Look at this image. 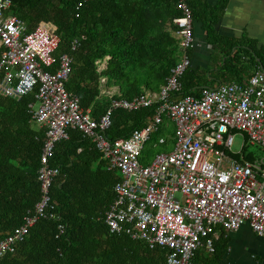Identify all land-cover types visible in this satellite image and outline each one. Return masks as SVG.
Returning a JSON list of instances; mask_svg holds the SVG:
<instances>
[{"label": "built area", "instance_id": "obj_1", "mask_svg": "<svg viewBox=\"0 0 264 264\" xmlns=\"http://www.w3.org/2000/svg\"><path fill=\"white\" fill-rule=\"evenodd\" d=\"M82 6L80 2L78 9ZM11 7L10 0H0V96L20 100L37 90L30 109L45 140L37 178L40 199L22 225L0 240V262L17 252L41 220L58 223L56 238L65 234L67 226L51 195L61 174L52 159L57 145L69 140V130L90 139L107 170L121 176L104 214L111 235H127L151 249H165V264H197L196 253L202 249L214 254L220 229L228 234L249 224L264 237V155L249 161L244 157L245 144L238 151L232 149L240 135L264 151V69L257 68L241 83L223 82L202 88L198 96H182L181 80L198 43L188 0H178L181 16L174 20L173 36L180 57L166 83L158 92L146 90L124 99L103 75L111 60L105 57L97 62L100 97L111 104L96 119L66 88L74 57L56 55L60 37L55 25L42 22L26 33L25 22L9 13ZM79 47L80 42L74 41L72 51ZM153 106L155 114L143 128L127 138L106 137L116 110L135 112ZM170 125L173 142L160 137L158 144L166 149L147 164L141 162L152 137Z\"/></svg>", "mask_w": 264, "mask_h": 264}, {"label": "trees", "instance_id": "obj_2", "mask_svg": "<svg viewBox=\"0 0 264 264\" xmlns=\"http://www.w3.org/2000/svg\"><path fill=\"white\" fill-rule=\"evenodd\" d=\"M10 1L9 13L25 22L26 33L42 22L55 25L60 37L56 55L71 53L74 57L66 88L96 119L111 104L110 99L100 97L98 61L111 57L103 75L108 85L118 87L127 100L146 90L158 92L179 61V44L173 36L174 20L181 16L178 0ZM80 2L83 6L78 9ZM228 2L218 0L210 6L201 0H188L194 15V35L197 31L206 33V42L219 52V64H215V70L212 63L194 67V49L191 50V66L181 80L182 96H198L205 86L213 87L224 80L241 83L244 75L259 67L264 69L263 47L257 48L246 38L238 41L217 35L215 25ZM74 41L80 42L75 52ZM36 93L37 90L20 100L0 96V240L22 225L27 211L40 199L37 178L45 131L33 127L30 105L36 103ZM156 107L135 112L116 110L106 137H129L146 125ZM69 135V140L57 145L52 159L61 174L51 195L67 226L65 234L56 238L58 223L41 220L18 245L17 252L7 255L0 264H165V249H151L127 235L109 233L104 214L114 200L113 188L121 176L107 170L90 139L77 130H69ZM162 136L173 142L174 127L162 128L152 137L143 163L149 162L150 152L166 149L158 144ZM244 157L249 161L259 158L245 151ZM199 252L195 262L206 263Z\"/></svg>", "mask_w": 264, "mask_h": 264}, {"label": "crops", "instance_id": "obj_3", "mask_svg": "<svg viewBox=\"0 0 264 264\" xmlns=\"http://www.w3.org/2000/svg\"><path fill=\"white\" fill-rule=\"evenodd\" d=\"M201 2L214 6L218 0ZM215 31L217 35L229 39L242 41L246 38L257 48H264V0H229L221 20L215 25ZM205 37V32H196L198 46L194 48V67H207L214 61V56L219 55L215 46L208 44ZM215 64H219L218 59L215 60ZM253 72L244 75V79ZM225 82L237 81L229 79ZM33 127L40 129L35 124ZM81 151L82 149L78 150ZM218 236L219 238L215 240L214 254L208 253L205 249L199 252L201 260L207 264H264V237L256 235L249 224H244L238 231L228 234L220 229ZM206 263L201 261L200 264Z\"/></svg>", "mask_w": 264, "mask_h": 264}, {"label": "rangeland", "instance_id": "obj_4", "mask_svg": "<svg viewBox=\"0 0 264 264\" xmlns=\"http://www.w3.org/2000/svg\"><path fill=\"white\" fill-rule=\"evenodd\" d=\"M218 59V56L215 55L214 56V61H212V65L211 67L215 69H218V68H215V60ZM213 70V71H214ZM225 81V80H224ZM223 81V82H224ZM205 87H210V86H205ZM39 103L36 104V109L39 108ZM245 144V147H244V151L247 152V153H251L253 154L254 156L256 157H260V156H263L264 155V151L263 149H261L259 146H255V145H251L247 140L245 141L244 140V137L240 136V135H237L235 136V139H234V145L232 147L233 151H238L241 149V147ZM147 147V146H146ZM160 152H163L161 149H158L156 151H152L150 152L151 153V157L149 158V160H151L157 153H160ZM141 162H144L143 158L141 159ZM118 174V173H117ZM119 175V174H118ZM120 176V175H119Z\"/></svg>", "mask_w": 264, "mask_h": 264}]
</instances>
